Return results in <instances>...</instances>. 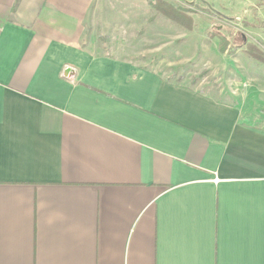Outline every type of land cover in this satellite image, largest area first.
<instances>
[{"label": "crops", "instance_id": "obj_1", "mask_svg": "<svg viewBox=\"0 0 264 264\" xmlns=\"http://www.w3.org/2000/svg\"><path fill=\"white\" fill-rule=\"evenodd\" d=\"M96 1L0 0V264H264V123L93 52ZM196 1L264 49V0Z\"/></svg>", "mask_w": 264, "mask_h": 264}, {"label": "rangeland", "instance_id": "obj_2", "mask_svg": "<svg viewBox=\"0 0 264 264\" xmlns=\"http://www.w3.org/2000/svg\"><path fill=\"white\" fill-rule=\"evenodd\" d=\"M154 1L170 6L168 14ZM215 16L196 0H97L85 23L83 44L160 70L165 78H181L179 82L222 102L239 103L253 121L259 117L264 123V63L250 57L255 51L248 44L238 47L241 32L233 38L234 29L221 31ZM218 33L227 40L224 52Z\"/></svg>", "mask_w": 264, "mask_h": 264}, {"label": "trees", "instance_id": "obj_3", "mask_svg": "<svg viewBox=\"0 0 264 264\" xmlns=\"http://www.w3.org/2000/svg\"><path fill=\"white\" fill-rule=\"evenodd\" d=\"M152 3L153 4H157L159 6L161 2L159 3V2H155L154 1ZM164 4L166 5V8H162L160 6L159 7L157 6V8L159 10H161L164 14H168L169 11L167 12L166 10H168V9L170 10L171 7L168 6L166 3H164ZM218 36L220 38L219 50L222 51V52H224V51L227 50V40H226V37L224 35H221L220 33H218ZM239 46H241V45H239ZM248 48L249 49H252V51H255L254 53H256V54L253 53V56L251 55L252 53L251 54L249 53L250 57L255 58L258 61H261V62L264 63V54L261 53V51H259L256 46H254V45H248ZM257 54H258V56H257ZM180 79L181 78H177V81L176 82L178 83L180 81ZM201 93H202V91H201Z\"/></svg>", "mask_w": 264, "mask_h": 264}]
</instances>
